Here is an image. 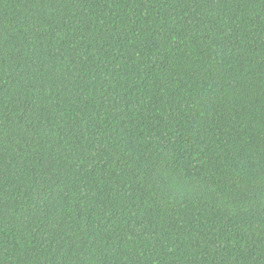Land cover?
Listing matches in <instances>:
<instances>
[{"label": "trees", "instance_id": "16d2710c", "mask_svg": "<svg viewBox=\"0 0 264 264\" xmlns=\"http://www.w3.org/2000/svg\"><path fill=\"white\" fill-rule=\"evenodd\" d=\"M0 264H264V0H0Z\"/></svg>", "mask_w": 264, "mask_h": 264}]
</instances>
